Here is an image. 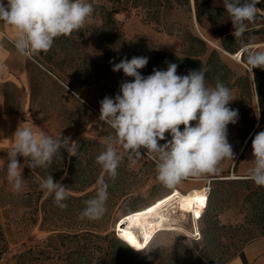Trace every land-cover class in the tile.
<instances>
[{
    "label": "rangeland",
    "instance_id": "1",
    "mask_svg": "<svg viewBox=\"0 0 264 264\" xmlns=\"http://www.w3.org/2000/svg\"><path fill=\"white\" fill-rule=\"evenodd\" d=\"M86 2L93 5L94 11L83 28L70 36L55 38L47 53L31 56L55 76L37 65L31 69L37 94L34 107L29 111L31 122L40 132L53 138L61 134L71 137L79 144V152L76 157L68 155L64 159L65 150L61 149L47 168L25 166L22 171L25 181L17 192L12 190L7 176L8 153L12 147L0 148V264H116L109 262L107 253L117 250L113 236L137 249L132 240L123 235L126 215L161 201L159 211L168 208L176 222L170 228L159 230L139 256L128 259L121 253L125 264H226L238 256L246 244L264 237L257 220L259 209L264 206V186L256 185L249 175L240 174L238 164L231 167L225 159L218 164V173L197 177L205 180L182 179L173 187H167L157 179L152 154L147 155V150L141 148L143 158L132 163L119 145L115 146L121 161L117 176L111 178L96 163L108 138L115 137L113 129L99 122V102L105 96L114 98L120 84L133 79L122 71L113 72L110 61L119 63L124 57L133 56L150 58L151 50L184 56L190 52L188 46L193 37L204 40L209 49L219 50L222 60L237 75L252 76L246 65L245 49L264 51L262 16L259 14L239 39V43L245 45L229 53L220 46L219 31L226 29L231 35L233 32L223 0H198L200 22L195 17L194 0H190L189 5L166 11L159 22L147 21L144 12L131 8L114 12L111 0ZM240 50L244 51L243 56L241 52L240 57H236ZM143 69L139 71L145 76ZM230 90L234 100L229 107L238 110V121L227 126V139L238 152L239 146L248 141L249 136L243 141L244 135L254 132V138L256 133L264 131V125L258 122L260 107L254 91L244 96L238 87ZM248 107L254 109L253 125L246 112ZM180 128L183 130V125ZM165 135L171 139L168 133ZM246 146L252 147V140ZM17 158L24 163V157ZM241 160L240 157L237 163ZM62 170L64 172L54 182L59 181L68 188L64 201L67 208L57 207L54 194L46 190L41 199L35 201V191L41 183L37 173L45 171L46 179ZM101 178L108 185L106 212L97 220L79 219L85 202L95 197L97 181ZM191 184L208 187L207 195L200 197L203 204L198 198L193 210L183 215L174 203L173 193L175 190L185 193ZM38 206L40 209L36 211ZM196 228L201 238L193 242L191 236ZM86 229L101 237L76 235Z\"/></svg>",
    "mask_w": 264,
    "mask_h": 264
},
{
    "label": "clouds",
    "instance_id": "2",
    "mask_svg": "<svg viewBox=\"0 0 264 264\" xmlns=\"http://www.w3.org/2000/svg\"><path fill=\"white\" fill-rule=\"evenodd\" d=\"M260 0H223L233 26L232 35L239 40L254 22L261 9ZM93 5L86 0H0V21L16 31L15 48L25 57L47 53L60 36H70L85 26L93 13ZM248 71L264 70V51L245 49ZM149 62L145 56L124 57L119 63L110 61L113 72L122 71L131 81H123L115 97L105 96L100 103L99 122L113 129L105 150L96 157V163L115 179L121 156L115 145L128 153L132 163L142 157L141 148L156 161L157 179L173 187L189 176L215 174L218 164L233 160L232 145L227 139V126L238 121V110L229 107L234 100L231 90L217 80L214 87L206 81L207 68L189 69L178 75L176 63H167L166 70L154 68L143 76ZM98 126L103 128V125ZM192 122H195L193 125ZM183 125V130L180 126ZM168 133L171 139L166 137ZM13 147L8 153L7 176L13 191H20L25 166L30 169L47 168L53 158L64 149L69 157L77 156L79 144L71 137L53 138L44 132H34L26 122L18 125L13 134ZM159 141H165L160 144ZM254 159L249 162V179L264 186V131L252 139ZM18 156L25 158L20 163ZM108 185L103 178L97 181L95 197L85 202L79 219L97 220L106 212ZM40 190L54 194L60 209L68 188L48 175L39 184ZM137 250V249H136ZM138 251V250H137Z\"/></svg>",
    "mask_w": 264,
    "mask_h": 264
},
{
    "label": "trees",
    "instance_id": "3",
    "mask_svg": "<svg viewBox=\"0 0 264 264\" xmlns=\"http://www.w3.org/2000/svg\"><path fill=\"white\" fill-rule=\"evenodd\" d=\"M113 1V11H126L128 9H135L138 12H144V18L147 21H155L159 22V18L166 13V11L173 9L177 6H186L190 4V0H111ZM264 0L259 4V7L262 6ZM194 4L196 6V19L198 22L201 20V13L199 11L198 0H194ZM139 14V13H138ZM262 19L261 25L264 28V19ZM219 36H222L220 46L223 50L229 53H235L238 49L243 47L245 44H240L239 40L235 39L233 35L228 34L226 29L219 31ZM192 42H196V45H192ZM134 44V43H133ZM189 50L190 52L184 56H179L174 52H165L161 50H151V55L149 58L148 64L144 67L143 73L145 76L152 74L154 68L166 70L167 63H176L178 65L177 74L185 75L189 69L198 70L201 66L207 68L206 72V81L207 84L214 87L217 80H220L224 83L226 87L229 89L233 87H238L240 89V93L244 96L249 94L251 90L254 91L258 106L260 107L259 113V124L264 125V70L260 68L253 69L254 76L249 75H237L236 71L233 70L226 62H224L221 58V54L217 49H209L206 42L199 37H193L191 42H189ZM244 51L242 52V56ZM206 55V56H205ZM205 56V59L202 58ZM242 81V82H240ZM239 83L242 85L240 86ZM246 112L250 115L252 125L255 122L254 118V109L252 107H248ZM247 132L243 141L249 136L246 145H248L252 138L254 132L249 134ZM68 153L64 151V159H66ZM66 161V160H65ZM237 164V162L235 163ZM64 170V169H63ZM58 172V174L54 175L53 179H58L64 171ZM39 180L42 182L45 179V171L37 173ZM93 182V181H92ZM91 182V183H92ZM90 184V183H89ZM35 201H39L43 196V190H40L37 187L35 191ZM31 195V193H29ZM45 203V200L40 204ZM38 206V208L40 209ZM258 222L261 224L262 232L264 233V206L259 209V214L257 217ZM42 226V225H41ZM76 235H94L96 237H101L97 233L92 230H81ZM201 238V236H200ZM200 238L198 240H200ZM193 242L198 240L191 238ZM113 245L117 247V250L108 251L109 262H114L116 264H125L123 259L120 258V254L123 253L126 255L128 259L135 258L139 256V252L146 249L147 246L141 248L140 250H136L134 247H130L124 241L119 239L117 236L112 237ZM241 257L244 264H247L242 252L238 254ZM130 264V263H126ZM143 264V263H142Z\"/></svg>",
    "mask_w": 264,
    "mask_h": 264
},
{
    "label": "crops",
    "instance_id": "4",
    "mask_svg": "<svg viewBox=\"0 0 264 264\" xmlns=\"http://www.w3.org/2000/svg\"><path fill=\"white\" fill-rule=\"evenodd\" d=\"M16 38L15 29L0 21V148L13 147V134L22 122L30 125L34 132H40L29 117L37 95L32 83L33 66L37 65L54 76L35 58L22 56L15 48ZM238 149V152L233 150L234 158L229 160V166L232 167L241 157V162L237 163L239 173L249 175V162L254 159L253 149L245 143ZM192 186L202 189L205 185L191 184L190 187ZM241 252L247 264H264V237L249 242ZM226 264L244 263L240 256H235Z\"/></svg>",
    "mask_w": 264,
    "mask_h": 264
},
{
    "label": "bare ground",
    "instance_id": "5",
    "mask_svg": "<svg viewBox=\"0 0 264 264\" xmlns=\"http://www.w3.org/2000/svg\"><path fill=\"white\" fill-rule=\"evenodd\" d=\"M241 52L240 50L235 56L240 57ZM173 195H175L173 196L174 203H176L177 208L184 215L193 210L198 198L207 195L206 186L202 189L192 186L185 193L175 190ZM161 203L163 201L154 206L132 211L124 218L123 223L127 227H123V235L131 240L134 239L135 243L133 244L136 245L137 249L145 248L159 230L165 229L166 227L170 228L176 222V218L169 212L168 208L164 212L159 211V205ZM149 209H152V211H149ZM139 213H143V215H138ZM125 233L129 235L126 236Z\"/></svg>",
    "mask_w": 264,
    "mask_h": 264
},
{
    "label": "built area",
    "instance_id": "6",
    "mask_svg": "<svg viewBox=\"0 0 264 264\" xmlns=\"http://www.w3.org/2000/svg\"><path fill=\"white\" fill-rule=\"evenodd\" d=\"M258 8H260L262 11H261V13H260V15L262 16V18L264 19V2H263V4H262V6L261 7H258ZM198 179H201V178H197V177H194V176H189V177H187V178H184V180H198ZM208 183V182H207ZM207 188L208 187H206V193H207ZM200 231H199V229H194V231H193V233H192V238L193 239H196V240H198L199 238H200Z\"/></svg>",
    "mask_w": 264,
    "mask_h": 264
},
{
    "label": "snow or ice",
    "instance_id": "7",
    "mask_svg": "<svg viewBox=\"0 0 264 264\" xmlns=\"http://www.w3.org/2000/svg\"><path fill=\"white\" fill-rule=\"evenodd\" d=\"M199 201L201 204H203V198H199ZM149 211H152V209H149ZM138 215H143V213H139ZM197 215H199V213H197ZM125 235L128 236L129 234L125 233ZM132 242L135 243V240L133 239ZM137 246H139V245H137Z\"/></svg>",
    "mask_w": 264,
    "mask_h": 264
}]
</instances>
